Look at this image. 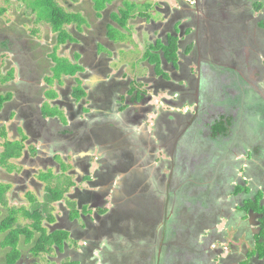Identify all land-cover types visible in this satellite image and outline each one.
Segmentation results:
<instances>
[{
  "label": "flooded vegetation",
  "instance_id": "flooded-vegetation-1",
  "mask_svg": "<svg viewBox=\"0 0 264 264\" xmlns=\"http://www.w3.org/2000/svg\"><path fill=\"white\" fill-rule=\"evenodd\" d=\"M186 1L179 0L176 2L174 8H170L169 4L165 2H159L161 5L159 6L157 3H153V1L149 0V2L147 1L142 5L146 7V9L144 8L143 10L144 12H142L143 15L138 13V15L135 17L132 16L128 20L127 29L121 28L118 23H114L111 20L113 14H119L120 9H122L124 5H121L117 13H112L115 7V1L102 11L101 18L96 16V10L94 9V14L91 13L94 19L90 21L89 18H87L90 27H84L82 31H78L75 26L73 28L65 27L70 39L68 38L64 43L59 44L58 38L55 37L53 42L47 43L49 48L45 47V50L46 57L49 60V62L47 60L49 65L47 66L48 68L50 67V69L43 73L42 78L39 77V79L41 78L40 81H38L40 84L33 81V77H35L34 72L39 68V64L35 62L36 60L28 59L31 58L30 54L33 50L32 47H34L36 43L39 45V42L33 38V32L30 33L32 36L29 35L26 36V38H24V36L22 37V34L18 35L15 31H13V34H0L1 48L10 55V58H8L10 63H14V67L9 69V71L13 70L14 76H11L9 80L2 83L0 87V93L5 95L4 101L0 100L2 101L0 103V138H7L10 141L19 140L22 141L23 145L21 157L15 159V169L12 165L13 169L9 171V179L7 180H10V182L5 183L6 185H10L9 191L14 188L12 195L15 197V193L18 189L27 195L30 188L33 187V189H35L34 192L37 194V191L43 190V185L34 179L35 175L40 171L39 168L42 166V168L46 170L43 163L56 165L53 161L46 162L43 160L40 162L34 159L37 157V154L36 157L31 154L34 142L38 144V147H41L40 145L42 143L40 156L51 157L54 153H59L61 157L65 158L63 163L73 166V169H75V166H78L84 171V175H75L76 181L77 179L79 180V187L76 189L74 188V194H70L68 198L70 202L73 203V206L65 208L64 205L61 204L62 207L60 206V208L64 212V218L59 221L60 225L56 226L71 232L72 237H69L73 242L68 243L64 240V248L63 250H58L57 255L56 253H54V255H42L53 264H57L56 261H58V264H61L64 263L63 260L66 259L65 261H71L73 258L76 261L79 259L78 261H80V263L78 264H98V262H100V264H119L121 261V264H146L148 256L150 260L153 259L152 252L151 255L148 253L149 249L152 248L148 246V244L155 243L154 240L156 238H154V234L156 225L159 222L165 224L167 215L172 217L171 220H173L174 215H178V213L176 214V212L171 210L170 205H168L166 201L164 203L163 200L157 201L154 195L146 192L144 189L145 184L141 177L137 179L136 163L139 162L140 164L141 162L139 158L132 156L128 151L131 132H135L136 128H140V130L137 129L139 131L136 133H138L137 137L139 141L144 140L142 146L146 147L148 145L147 138L149 137L146 133L147 126H145V122L148 120V116L151 113L147 112L144 108L137 109L135 106L134 108L132 106L134 103L139 104L146 99V91L144 90V92H141L138 90L134 100L129 98L127 109L124 105L119 106L117 104L120 98L123 100V97L132 91V81L130 80V75H128L130 78H127L125 72L117 74L116 71L111 68L112 63H110V61L112 59L108 57V54L115 49L121 47L129 49V47L127 48L122 44L125 43L126 40L115 41L110 37L107 22H111V26L116 28L117 31L121 30L125 32L124 30H130V20L136 17L140 20L138 26H136V34H141L140 32L142 31H150V39L156 47L159 43L169 42L170 39H175L177 43L180 42L181 46H185L186 51L188 47L191 46L192 49L189 54L182 53L181 55L188 60V64L193 62L192 55L197 54L198 51L196 63L198 62L197 68L199 77H203L205 82L209 80L210 85L217 76L219 77L225 72L224 70H227L226 72L229 73V76L236 75L244 88L242 90L245 97L244 103L246 105L244 113H248L249 115L251 112L252 117L256 116L254 120L257 128L250 133L243 131L247 135L243 134L242 131H238V129H236V132L234 131V125L236 123L239 125V119L237 120L234 118L232 120V117V125H229L230 133L228 135L220 134V137L225 140H232L233 138L238 140V147L234 148L235 152L239 155H237L238 158L241 159V157L248 156L246 160L242 158V162H246L245 167H247L243 169V175L236 176L235 179H237V181L234 183H229L227 182L228 179H224L226 186H224L225 188L223 187V189L219 188V184L223 182V178H220V175H223L220 174L221 172L218 173V171H215V174L213 172L209 173L210 177L216 182L214 186H211L209 184L212 182H207L206 167L197 169V171L203 175V183L198 186L199 190L201 192H205V190L209 192H205L207 194L206 198L209 199L210 202L208 208L203 212L196 213L195 208L193 209L191 206V209L188 208L187 211L184 212L186 217L182 218V220H185L188 224L181 222V226L187 228L185 232L176 230V234H174L173 237L171 231H162L159 235L160 240L156 243L159 246L160 252L166 253L170 259L178 255L176 259L173 260V263H175L176 260L179 259L178 264H217L216 262L219 260H222L221 263L223 262L221 256L224 255H228L225 264H264V256L261 258L260 254L255 256L256 254L251 252L255 249L256 240L262 241V246H264V71H261L264 70V41L260 39V35L264 34V28H260V23H264V16L261 18L254 17L255 11L258 12V15H262L260 11H264V0H253L255 2L252 0H221V3H223L222 6L216 4L210 5L211 2H209V0ZM152 4L158 6V13L164 18L161 22H149L152 16L151 13H153ZM255 4H258L260 8H256V10ZM146 5H149V7L147 8ZM245 9L248 13H246ZM81 11L85 12L83 10ZM226 12L230 13L228 17L231 18V21L226 23V28H229L231 25L238 28L242 20L245 26L249 23V32L252 31L253 33L252 36H250V40L247 36L248 34L245 35L241 32L239 37V33H237L236 37L238 40L234 44L236 48L230 49L226 46L225 51L232 52V50L238 48V45L240 47V45L243 44L250 47L251 51L254 53V60L251 62L256 67L251 74L258 73L254 76L256 79L254 85H252L238 70L232 68L229 70L226 69L228 68L226 67L227 64L218 66L220 64H216L213 59L210 60L211 62H208L206 61L209 60L207 57H202L205 55V53L200 50L203 42L201 44L200 41L199 44L196 38L200 37V32H203L204 29L207 42L213 40V34L212 37L207 35L205 24H207V26L210 24L212 27V31H208V34L213 33V28H216V26L219 27L220 25L222 26L221 21L227 17L225 16ZM87 15H89V12H87ZM109 15L111 18L108 17ZM21 24V31H25V25H23V22ZM201 24H203L204 27H201ZM176 26L181 27L183 30H190L191 28L192 36L187 37L186 42H178V34L175 32ZM238 30L240 29L238 28ZM170 32H172L176 38L170 36ZM52 33H54L53 30ZM36 34H38L37 31ZM28 37L35 40H32V42ZM243 37H245V40L249 43H244L242 41ZM23 40L27 44H29V41L32 43L27 45V48ZM168 42L167 44L169 45ZM157 53L160 54L161 51ZM50 56H52V58H50ZM231 56L232 55H228L229 58H231ZM55 58L69 61L76 67L78 71H76L75 76L62 75L60 79L55 77L53 72V69L56 67V63L54 62ZM225 60L228 61V59ZM218 61H221V58L218 59ZM162 63L164 71H173L178 75L179 72H183L181 68L182 62L180 64V69L179 67L175 69L172 64H167L164 60ZM149 65L151 66L150 63ZM86 68L91 71L89 74ZM153 68L155 69V67ZM207 70H209L210 73ZM133 71L134 69L131 73ZM189 73L191 75L188 79L190 83L187 82V84H185L186 86L184 85L185 87L183 83L181 85L179 83L177 84L176 88L179 90L178 94L180 95L178 99L182 98L184 92L187 91L189 97H193V99L197 98L195 107L197 111H200L202 107H206L202 99L201 87L203 81L200 82L197 76L198 79L196 82L198 85L195 87V90H193L194 82L191 79H195L196 75L192 70H189ZM107 75H109V78ZM87 77L91 79V82L85 84L83 80ZM47 79L50 82L51 79H53L52 85L44 81ZM119 79L121 80L120 82ZM41 81H43V84H41ZM162 81L163 79H160L157 83H161ZM79 82H81L80 88H78ZM261 84L262 90H258ZM174 85L176 84L174 83ZM197 87L199 89H197ZM35 89L37 90L35 91ZM122 90L127 93L123 94L121 92ZM96 93L101 94L102 99L100 98V101L111 108L110 111L112 114L114 113V116L107 118L106 115L97 116L94 114L95 118L88 113L85 115V110L95 104L94 100L91 101L92 104L90 100ZM138 93L141 97H139L140 100L137 101L136 96ZM255 96H259L262 100L255 104V100H257ZM251 99L252 101L250 102ZM241 108H243V106H241ZM47 109L50 111L49 113L44 112V110ZM59 109L65 112L64 116L67 121L63 122L62 117L52 113V111ZM166 113L168 114L169 112ZM171 113L170 115L172 116L169 117L170 121L178 115L174 112ZM163 115L164 114H161V119H163ZM221 115L225 114L216 112L212 120ZM81 116H85V118L83 121L79 122ZM116 116H119V118L122 117L123 120L119 119L117 122L115 120ZM235 116L238 117V115ZM188 117L190 118L189 121L194 119L190 123L192 125L197 115H188ZM99 118H103V121H96ZM8 130L11 131L10 138L8 137ZM24 135H28L26 139H23ZM240 135L242 136L240 137ZM184 136H186V134H184ZM215 137L218 138L219 136L217 135ZM238 137H240V140ZM247 141H252L256 146L250 148L246 143ZM180 144H176V149L179 148ZM195 145H197V143H195ZM118 147L124 148L117 149ZM37 149L38 148H35V152ZM248 149L252 150L250 156L247 153L249 151ZM262 152L263 154H261ZM82 153H84L85 156H81ZM55 154L52 156V159H55ZM223 155H225V152ZM223 155L221 154L218 157L221 158ZM48 159L51 160V158ZM77 161L78 165H76ZM19 168H21L20 171H18ZM239 168L240 169H237L236 172L241 171L242 167ZM73 169L69 171L70 175L72 174L71 171L77 173ZM17 180L18 185L16 184ZM133 180L137 181L136 186L139 187V191L142 193L141 198H138L135 192H133L132 195L127 191V194L125 193L127 186L133 182ZM165 183L168 184L169 182L163 179L162 184L165 185ZM175 184H177L176 181ZM185 184L178 187L176 185V187L184 189ZM198 187H193L196 193H198ZM95 188H97V190ZM172 188H174V186ZM211 189L212 191L210 193ZM143 194H145V197L142 200ZM259 196H262V198L260 199ZM250 201L251 204L254 205L255 211L250 210L252 211L250 216L251 221L247 222L245 219H242L241 211L246 212L244 208H246V204ZM74 203H76L77 206ZM122 207L126 208L123 212H121ZM74 210H80L78 213L79 216L71 218ZM137 210H139V213ZM168 211H170V213H168ZM210 213H212V215H210ZM214 213L223 214V219L220 221L214 220L212 218ZM136 214L139 217L144 216L142 223L137 222L140 228L132 227L134 216H137ZM148 215L153 217V219L150 220ZM223 221L228 223V229L232 228L234 231L232 235L234 239H237L235 241L238 245L231 246V243H228V235L226 234V236L224 235L222 237V244L224 243L222 246H224V248L217 250L216 245H211L209 253L204 254V245L202 247L198 243V238L200 236L199 232L202 230V227L206 226V231L208 230L210 237L207 240L203 238V240L211 244L213 241L218 240L217 235H215V227ZM85 223L94 231L87 232ZM208 223L209 225H215V227H209ZM177 224H179L178 221ZM46 225L47 230H50L49 233L55 232L52 230L55 227L50 223ZM125 233L129 235V237L125 236ZM82 234H84V236ZM76 235L83 237V240H76ZM126 238L130 239L128 243H131L130 245L132 247L134 243L138 241L146 244L143 250L141 248V251L134 248L138 252L136 257L134 256L135 261L131 260V257L127 259V256L118 250L121 241ZM242 238H245L244 241H246L243 245H241ZM84 239L88 241L91 240V242L87 243ZM189 242L196 245L195 254L187 257V259L181 258V254L178 253L179 246L191 248L189 247ZM79 247L85 248V255L87 257H85V255H76L75 251L80 250ZM214 247L216 249H214ZM94 250L98 253V258L93 257L92 252ZM29 255L31 254L23 256L22 253L17 264H23L25 259L28 260V263L33 262V264L40 261L32 255L33 258L31 259ZM35 259H37V261H35Z\"/></svg>",
  "mask_w": 264,
  "mask_h": 264
},
{
  "label": "rangeland",
  "instance_id": "rangeland-1",
  "mask_svg": "<svg viewBox=\"0 0 264 264\" xmlns=\"http://www.w3.org/2000/svg\"><path fill=\"white\" fill-rule=\"evenodd\" d=\"M54 1L57 2L61 7H63L67 13L78 14L84 19V21H82L80 24L72 23L70 26H66L67 28H73L75 26L78 31H82V28L90 27V23L87 20V18H89L90 21L94 19L92 17V14H94L95 12L94 11L95 5H96L95 0H80V1L79 0H72V1L71 0H54ZM104 1L105 0H99L98 5L103 6ZM123 1H129L131 3H135L137 7V11L135 12V15L133 17H135L136 15H138L139 12H142L144 10V6H142L143 4H145L147 1L149 2V0H119V1L117 0L115 2V7L113 8L112 13L118 12V10L121 8V5H123ZM150 1H153V3H157L159 6H161L159 2H165L166 4H169L170 8L172 7L174 8L176 2H178L179 0H150ZM185 1L186 0H184V2ZM69 2H72V3H69ZM209 2H211L210 5L212 4H216L218 6L223 5V3H221V0H209ZM162 7H163V4H162ZM0 8L6 9V13L3 15H0V34L2 33L13 34V31H15L16 33H18V35L22 34V37L24 36V38H26V36H29V35L32 36L30 33L33 32L34 30L38 32V34L33 35V38H35L39 42L38 43L39 45H37L36 43L35 46L32 47L33 50H32V53L30 54L31 58H28V59L36 60L35 62H38L39 64V68H37L36 71L34 72L35 77H33V81H35V83L40 84V82L38 81H40V79L42 78L43 73L47 72V70L50 69V67L48 68L49 65L47 63L48 59L46 57L45 47L49 48L47 43L53 42L54 38L57 37V34L52 33L51 26L45 21L38 22L36 14L32 13L31 10H28L25 5H22L17 0H0ZM152 8H153L152 9L153 13H151L152 16L150 17L151 19H149V22L151 21L161 22V20H163L164 18L161 16V14L158 13V9H157L158 6H154L152 4ZM256 8L259 9L260 6L258 4H255V9ZM81 10L85 12H82ZM87 12H89V15H87ZM260 12L262 13L261 16L258 15V12L255 11L254 17H258V18L263 17L264 11L261 10ZM100 13H102V11ZM246 13H248L247 10H246ZM117 15L119 14L118 13L113 14V18H115ZM225 16L227 17L221 21L222 26L224 27H222L221 25L219 27L216 26V28H213V33L211 34H208V31H212L211 30L212 27L210 26V24H208V26L207 24H205L207 35L212 37V34H213V40H211L210 42H207L206 40L207 36H205L204 29H203V32H200L201 34L200 37L196 38V40L199 41V44H200V41H201V44L203 42V45L201 46L200 50L204 52L205 55L202 57H207V59L209 60H206V61L208 62H211L210 60L213 59L216 64H220L218 66H223L224 64H227L226 67L228 68L226 69L229 70L232 68V69L238 70L252 85H254V83H256L255 82L256 79L254 78V76L258 73H255V74L253 73V75L251 74V72L254 71L256 67L251 62L254 60V53L251 51L250 47L242 43L243 45H240V47L238 45V48L232 50V52L225 51L226 46H228L230 49L236 48L234 44L238 40V38L236 37L237 33H239V37L241 35V32L245 35L248 34L247 36L250 40V36H252L253 33L252 31L249 32V29H248L249 23H247L248 25L245 26L244 22H242L241 20L238 25V28L241 31L238 30V28L233 27L232 25L229 28H226V23H229V21H231V18L228 17L230 16V13L226 12ZM22 22H23V25H25L24 26L25 31H21L22 26L20 27V25H22L21 24ZM139 22L140 20L138 17L130 20L129 22L130 30H124L125 32L121 30L117 31V29L114 28L113 26L109 27L108 30L110 32L113 31L115 35L117 33V37H119L118 40L120 41L126 40V42L122 44L125 45L127 48L129 47V49H125L123 47L115 49L114 51L108 54V57L112 59L111 68L114 71H116L117 74L125 72L127 74V78H130L128 76L130 75L131 76L130 80L132 81L131 88L136 87V89H134L133 92H130L129 94L125 95L123 97V100L121 98L118 100L117 104L119 106L124 105L125 108L126 107L128 108L127 105H128L129 98H132V100H134L135 94L138 90H140L141 92H144V90L146 91V99L139 104L134 103V105L132 106L133 108L135 106L137 109L144 108L147 112L151 113L148 116V120L145 122V126H147V130H148L147 133L150 134L149 138H147V143L153 145L154 150H151L150 148L147 149L142 146L144 144V140L139 141L137 137L138 133H136L140 130V128H137L139 130L136 129L135 132H131L128 147L130 150V154L132 153L133 155H135L136 158H139V161L141 162V168H142L141 169L142 170L141 179L143 180L145 184L144 189L146 190V192L150 193L151 195H154L155 200L157 201L163 200V203L166 201L167 204L169 205V202L170 200H172L171 198L174 197V194L177 193L178 191L180 192L178 188L176 187L172 188L173 186H175V180L172 179L171 177L172 169L170 168V164L173 161V159H171V155L176 150L177 143L178 144L181 143L178 148V152L179 150L184 151L183 156L177 153V157H178L177 161H178V170L180 171L179 178L181 180H185L186 184L184 185L183 192L180 193L178 197L176 195L174 197V201L177 200L179 208L184 209V210L181 212H178V215H174L173 220H171L172 217L170 215H167V220L165 224L162 222H159L156 225L155 234H154V238H156L154 240L155 243L148 244V246L152 247L151 249H149L148 253L149 255H151V252H152L153 259L150 260L149 256L146 259L147 260L146 264H178L179 259L176 260L175 263H173V260L176 259L178 255L170 259L166 253L160 252L159 246L156 243L158 242V240H160L159 235L162 233V231L163 232L165 230L166 232L171 231V235L173 237H174V234H176L175 233L176 230L183 231V232L186 231L187 228H183L180 224H177L178 220L186 217L184 213L186 212V208L191 209V206L195 207L196 204H198L196 206L201 207V210H199V212H203L205 209L208 208L209 204H208V201L206 200L207 194L205 192H201L198 187L200 186V184L203 183V179H202L203 175L200 172H198L194 166L190 168L192 164L198 163L196 156L201 160V164L211 165L213 168L211 172H213L214 174H215V171H218V173L221 172L220 174H223V175H220L221 179L222 178L223 179H235L236 176L243 175L242 173L244 171L243 169L247 168L245 167L246 162L243 163L242 160L243 159L246 160L248 156L241 157L240 159L238 158L239 155L235 152V149H234L238 147V140H235L234 138L232 140H225L224 138H221L220 136L217 138V137H214L213 134L210 132L212 130L210 125L213 123V120H212L213 115L216 114V112H219V114L224 113L228 117H232V120L234 118H236L237 120L239 119L238 123L241 126V128L236 123L234 125V131L236 132V129H238V131H242L243 134H246L245 132L250 133L255 128H257L255 124V120H254L256 116L252 117L251 112L249 113V115L248 113L246 114L244 113V110L246 109V105L244 103L245 97L242 92L244 88L242 84L240 83V80L238 79V77L236 75L229 76L228 75L229 73L226 72L227 70H224L225 72L222 73L219 77L217 76L215 80L211 83V85L209 86L207 85V82L203 80V77L199 79L203 81V84L201 87L202 99H203V103L206 105V107H202L200 111H197L195 107V104H197L196 103L197 98L193 99V98H189L187 95H184L181 98V100H179L178 99L179 90L176 87L178 83L180 85L183 83V86L187 84L188 79L191 77L189 70L194 71V74L196 75V77L197 76L199 77L198 68H197L198 62L196 63L198 51H197V54L192 55L193 62L189 64L187 63L188 60H186L183 56H181L182 48H180L179 41L186 42L187 37L192 36L191 28L190 30L188 29L183 30L181 27H178V26L175 27V32L176 34H178L177 39H179L178 40L179 43H177L179 45V50L177 49V52H176V57H178V62L176 65L180 69V64L182 62L181 68L183 72H179V75H178V74H175V72L173 71L172 72L164 71L165 75L161 73V74H158V77H155L154 72H153V69H154L153 67H155V64H151V66L149 65V57H151L153 54H156V56H159L160 59L162 60V55L159 53H155L158 47L156 48L153 41L150 39L151 38L150 31H147V32L142 31L140 32L141 34H136L137 32L136 26H138ZM201 27H204V25L201 24ZM260 28H264L263 22L260 23ZM151 30L155 31L154 29H151ZM170 36H174V34L170 32ZM28 38L31 41L35 40V39H32L31 37H28ZM174 38H176V36H174ZM260 39L264 41V34L260 35ZM242 41L244 43H249L245 40V37L242 38ZM23 42L25 43V46L28 48L27 45H29L33 41L32 42L29 41V44H27L24 40ZM183 50H186L185 46ZM146 53H148V55L150 56L147 57ZM228 55H232L231 58H229ZM8 58H10V55H8L5 52V50L1 48V45H0V87L2 83H5L6 80L10 79L8 78V77H11L10 74L14 76L13 70L9 71L10 68L14 67L13 66L14 63H10ZM50 58H52V56H50ZM220 58H221V61H218V59ZM225 59H228V61H226ZM260 65L262 66L261 63ZM263 65H264V59H263ZM161 68L163 69V65H161ZM133 69L134 71L131 73ZM207 71L210 73L209 70ZM261 71H264V70H261ZM126 74H123V75H126ZM39 77L41 78L39 79ZM196 77H195V80H197ZM160 79H163L162 81L163 83L162 82L157 83ZM191 80H194V79H191ZM44 81L52 85L53 79H51V82L48 79ZM174 83L176 85H174ZM41 84H43V81H41ZM167 84H173V85H167ZM197 85L198 84H196V86ZM260 86L261 87H259L258 90H262L261 89L262 84ZM80 87H81V82H79L78 84V88ZM197 89L199 88L197 87ZM36 90L37 89H35V91ZM121 92L123 94L127 93V92H123V90ZM255 97L257 98V100H255V104L259 103L262 100L259 96H255ZM4 98H5V95L3 93H0V100L4 101ZM251 101L252 99L250 100V102ZM241 106H243V108H241ZM88 111H90V108L85 110V115L88 113L89 115H92L93 117V114ZM44 112L49 113L50 111L47 109V110H44ZM166 112H169V113L167 114ZM171 112H174L176 115L177 114L178 115L177 117L173 116L174 119L170 121L169 117L172 116L170 115L172 114ZM52 113H55L58 116L62 117L63 122L67 121L66 117L64 116L65 112H63L61 109L52 111ZM161 114H164L163 119H161ZM195 114L197 115V117L195 121L193 122V124L191 125L190 124L191 120L189 121L190 118L188 117V115L194 116ZM235 115H238L239 118L236 117ZM119 119L123 120L122 117L120 118L118 116L115 117V120L117 122L119 121ZM96 121L102 122L103 118H99ZM133 130H134V127H133ZM21 132L23 133L22 130ZM10 134H11V131L8 130L9 138L11 137ZM184 134H186V136H184ZM27 136L24 135L23 139H26ZM241 136L242 135H240V137ZM240 137H238L239 140H240ZM4 139L0 138V154H2L5 148L4 144L7 138L5 140ZM160 140L162 144L160 143ZM185 142H189L191 145H193L194 146L193 149L191 148L189 144H186ZM16 143H19V145L23 147L22 141L16 140V142H14L13 144H15L16 146ZM195 143H197V145H195ZM246 143L250 148L251 147L253 148L254 146H256V144L252 143V141L250 142L247 141ZM33 144L34 146H33V151H31V154L35 155V157L37 154V157L34 159L40 162L43 160H45L46 162L53 161L57 166L52 165V164H44V166L46 167V170L43 169L42 166L39 168L40 171L38 172L37 175H35L34 179L37 182H39L41 185H43V190L37 191V194L34 192L35 189H33V187L30 188V191L28 192L27 195H25L23 192H21L20 189H18L15 193V197H13L12 195V192H14V188L8 191V193L6 194L7 204L6 205L0 204V211L2 213V217L0 218V220L3 219L4 216L8 214V211L13 210V209L15 210L23 209V210H28L31 212L40 210V212H42V215H43L44 226H47L46 224L50 223L53 227H55L54 229H52L53 231L60 232L62 235H64L65 240L68 243H71L73 242L72 239L70 238L72 237L71 232H69L67 229H64L62 227H56V226L60 225L59 221L62 218H64V212L60 208L61 204H63L65 208H69L73 206V203L70 202L68 198H69V195L73 193L74 188L76 189L79 187V182H78L79 180L77 179L76 181L74 176L69 174V171L72 170L74 167L63 163L65 158L61 157L59 153L57 154L54 153L56 155L55 159L54 158L52 159V156H54V154L51 155V157L44 158V156L42 155L40 156L42 143L40 145L41 147H38V144L35 142ZM35 148H38L36 152H35ZM248 150L249 151L247 153L250 156L252 150L251 149H248ZM149 152H153V154H150ZM224 152H225V155H223ZM221 154L223 156L219 158L218 156ZM239 154H240V151H239ZM261 154H263V152ZM252 157H253V154H252ZM48 158H51V160H49ZM182 161H184L185 163L186 172H188L187 170L190 168L189 176H187V174H185L183 171ZM15 162H16L15 160L10 161V163L13 164V166L15 165ZM239 167H242V169L239 173H237L236 170ZM144 168H145V171H144ZM14 169H15V166H14ZM20 170L21 168L18 169V171ZM206 172H207L206 174L208 177L210 172L208 171ZM8 174H9V170L0 165V184H5L6 182H10V180L9 181L7 180L9 179ZM163 179L169 183L167 185H163L162 184ZM208 180L209 179L207 178V182ZM16 184L18 185V180L16 181ZM177 184H179V181ZM193 187H198V194L195 192ZM188 188H189V192L187 193ZM95 189L97 190V188ZM131 191L135 192L138 198H141L142 193L139 191V187L135 186L134 189H131ZM50 193H52L55 196H59V197H57V199L51 198ZM30 200H33L34 203L33 204L30 203ZM74 204L77 206L76 203ZM244 209L247 212L246 208ZM176 210H177V207L175 206L173 208V212H176ZM137 211L139 213V210ZM79 212L80 210L78 211L74 210L72 212L73 216H71V218H76L77 216H79L78 215ZM195 212L197 213L198 211L195 210ZM246 212L241 211V217L242 219H245V221L249 222L251 221L250 216H251L252 211L247 212V213ZM168 213H170V211H168ZM210 215H212V213H210ZM223 216L224 215L221 213H214L212 218L216 221H220L221 219H223ZM17 217H18V222L16 226L30 227L31 223L33 222L32 220L27 219L23 215L22 212L18 213ZM137 217L138 215L134 216L135 222H136ZM143 217L144 216L139 217V218L142 220ZM148 217L150 220L153 219V217H151L150 215H148ZM183 222L185 221H182V223ZM135 226L136 225H132L133 228H135ZM209 227H215V225L211 224L209 225ZM227 227H228V223L224 221L221 224L216 225L215 235H217L218 240L213 241L211 244L208 243L207 241L204 242L203 238L207 240L210 237V234H208V230L206 231V226L202 227V230L199 232L200 236L198 238V243L202 247L204 245V249H203L205 251L204 254L209 253L210 251L209 248H211V245H216L217 250L224 248V246H222L224 245V243L222 244V237L224 235L226 236V234L228 235L227 237L228 243H231V246L238 245L236 244V241H235L237 239H234L232 235L234 231L232 230V228L228 229ZM49 231L48 232L46 231V232L49 233ZM87 232H88V229H87ZM82 235L84 236V234ZM37 236H38V233H36V237ZM125 236L129 237V235H127L126 233H125ZM75 238H77L76 240H79V241L83 240V237H80L79 235H76ZM244 239L245 238L241 239V245L246 243ZM21 240H24V237ZM129 241H130L129 238H126L123 241H121L118 247V250L122 252V254L127 256V259L131 257V260L135 261V257L138 253L136 250L141 251V248L143 250L146 244L141 241H138L137 243H134V246L132 247L130 245L131 243H128ZM22 242L23 241H21V243ZM195 246L196 245L191 242H189V247L191 248L179 246L178 253L181 254V258L187 259V257L194 255ZM23 247L25 248L23 249L24 250L23 256H27L28 254L31 253L29 250L31 245L27 246L26 243H24ZM261 247H262V241L256 240L255 249L251 252L256 253L255 256H257L260 254V251L262 250ZM216 248L214 247V249ZM79 249L80 250L75 251L76 255L77 256L85 255V248L79 247ZM50 255H54V254L50 252ZM56 255H57V251H56ZM29 256L31 259L33 258L31 255ZM4 257H5V252L2 251V248H0V264H3ZM85 257L87 256L85 255ZM221 258H223V262L221 263L222 260L221 261L219 260L216 262L217 264H225L226 262L225 260L228 258V255L221 256ZM37 259L40 261L35 262L34 264H53L52 262H50L48 259H46L42 255H39ZM37 259H35V261H37ZM65 260H63L64 263H65ZM78 260L76 261L74 258L71 259L73 263H80V261ZM121 262L119 264H121ZM24 263L33 264V262L28 263V260L26 259L24 260Z\"/></svg>",
  "mask_w": 264,
  "mask_h": 264
},
{
  "label": "trees",
  "instance_id": "trees-1",
  "mask_svg": "<svg viewBox=\"0 0 264 264\" xmlns=\"http://www.w3.org/2000/svg\"><path fill=\"white\" fill-rule=\"evenodd\" d=\"M17 1L21 3L22 5H25L26 8L28 10H31L32 13H35L37 16L38 22L45 21L51 26L53 32L57 34L59 44L64 43L66 39L68 38L70 39L69 34L65 30V27L67 25H71L72 23L80 24L82 21H84V19L78 14L67 13L64 10V8L61 7L54 0H17ZM95 1H96V5H95L96 16L98 18H101L100 12L105 10L106 7L110 6L117 0H105L103 2V6L98 5L99 0H95ZM123 5L124 7L120 9L119 15H117L115 18L112 17L111 20L114 23L115 22L118 23V25L121 28L127 29L128 20L132 16L135 15V12L137 11V7L135 3H131L127 1H124ZM146 6L147 8L149 7V5H146ZM144 8L146 9L145 6ZM142 12H139V13L143 15ZM5 13H6V9L0 8V15H3ZM33 34H36V31H33ZM109 35L115 41H117L119 38L117 37V33L115 35L113 31L110 32ZM168 43L169 45L167 44V42L159 43V45L157 46L158 48L156 47L157 49L155 53H157L158 51H161L160 54L162 55V60L160 59L159 56H156V54H153L151 57H149L150 55L146 53L147 57H149V63L155 64V73L157 75L161 73L165 75L164 68L163 69L161 68V65H163L162 63L163 60L167 64H172L174 68H178V66L176 65L178 62V57H176V52H177V49L179 50V45L177 44V41L175 39H170ZM191 49L192 47L189 46L185 53L189 54ZM54 62L56 63V67L53 70V72H54V76L57 77L58 79H60L62 75L75 76L76 71H78V69L74 67L69 61H66L64 59L62 60L59 58H55ZM10 76L12 75L10 74ZM187 82H189V80ZM193 82H194L193 90H195L197 82L195 79L193 80ZM134 89L135 88H133L131 92H133ZM192 92H195V91H192ZM187 93H188L187 91L184 92L183 96L187 95ZM178 96L180 95L178 94ZM187 96L189 97V95ZM139 97L141 96L138 93L136 96L137 101L140 100ZM189 98H193V97H189ZM179 100H181V98ZM1 102L2 101H0V103ZM192 120L194 119H191L190 122H192ZM230 124L232 125L231 117H228L227 115L218 116L213 120V123L210 125L212 129L210 132L213 134L214 137L217 135L220 136V134H229ZM14 142L7 139L4 144V147H5L4 151L2 152V154H0V165L2 167L7 168L9 171L13 169L12 168L13 164H11L10 161L20 158L22 155V150H23V147H21L19 143H16V146H15V144H13ZM160 143L162 144L161 141ZM179 154L183 156L184 151L179 150ZM176 156L177 154L175 155V158ZM196 158L199 160L197 156ZM193 165H195V167L199 166V164H193ZM173 166H174V162H171L170 168ZM182 184H185V180H181L180 185ZM165 185L167 184L165 183ZM176 185L177 187L179 186V184H175L174 187H176ZM9 189H10V185L0 184V204L1 205L7 204L6 194L8 193ZM182 190L183 189L180 188V193H182ZM50 196L51 198H55V199L59 197V196L53 195L52 193H50ZM259 198L261 199L262 196L261 197L259 196ZM30 203L33 204L34 201L30 200ZM169 205L171 206L173 205V203L170 201ZM246 210L255 211L254 205L251 204V201L246 204ZM21 212L27 219H30L33 221L30 227L16 226L18 222L17 214ZM1 217H2V213L0 211V218ZM179 221L182 222L185 220L181 219ZM183 223L188 224V222L186 221ZM135 227L140 228L137 225ZM46 231L48 232L46 226H44L43 224V215H42V212H40V210L31 212V211L23 210V209H20V210L13 209V210L8 211V214L4 216L3 219L0 220V235H1L0 236L1 238L0 248H2V251L5 252L3 264H17L22 256V253L24 251L23 249H25L23 247L24 243H26L27 246L31 245L29 249L31 252L30 254L35 258H37L39 255H43V254L50 255V252L54 254L58 250H63L64 248L63 242L65 240L64 235L56 231L51 232V233H47ZM36 233H38L37 237H36ZM23 237H24V240H21ZM263 238H264V232H263ZM21 241L23 242L21 243ZM261 248L262 250L260 251V257L263 258L264 246H262ZM253 254H256V253H253ZM64 264H78V263H73L67 260L65 261Z\"/></svg>",
  "mask_w": 264,
  "mask_h": 264
},
{
  "label": "crops",
  "instance_id": "crops-1",
  "mask_svg": "<svg viewBox=\"0 0 264 264\" xmlns=\"http://www.w3.org/2000/svg\"><path fill=\"white\" fill-rule=\"evenodd\" d=\"M109 18H111V16L109 15L108 16ZM111 22H107V26H108V28L111 26ZM110 63H112V60L110 61ZM109 63V64H110ZM111 69V68H110ZM86 70L88 71L87 73L89 74V72H91L88 68H86ZM155 71V69H153V72ZM108 76V78H109V75H107ZM154 76L155 77H158V75L155 73L154 74ZM83 81H85V84H88V83H90L91 82V79H89L88 77L87 78H85ZM121 80L119 79V82H120ZM83 84H84V82H83ZM98 96H99V98H98ZM42 97V96H41ZM98 98V100L96 101V99ZM100 98L102 99V96H101V94L100 93H96V94H94L93 96H92V99L90 100V103L92 104V100H94L95 101V104H93V106H91L90 107V113H92L93 114V116L95 117V115H97V116H103V115H106V117L107 118H109L110 116H114V113L112 114L111 113V111H110V107L109 106H107L105 103H103L102 101H100ZM40 105V104H39ZM115 109V108H114ZM95 114V115H94ZM119 117V116H118ZM84 118H85V116H81L80 118H79V122L80 121H83L84 120ZM96 118V117H95ZM146 128V127H145ZM137 129V128H136ZM147 128H146V133H147ZM148 134V133H147ZM150 136V134H148V137ZM188 144L190 145V143L188 142ZM122 148H124V147H118V149H122ZM145 148H150L151 150H154V147H153V145H151V144H148ZM188 148H190V147H188ZM191 148L193 149V145L191 146ZM126 149V148H125ZM128 149V148H127ZM178 150V149H177ZM128 151H129V153H130V150L128 149ZM178 152H173L172 153V157L175 159V155L177 154ZM150 154H153V152H150ZM131 155L132 156H135V155H133L132 153H131ZM81 156H85V154L84 153H82L81 154ZM47 157H49V156H47ZM45 158V157H44ZM45 163H43V165H44ZM75 165V164H74ZM76 165H78V161L76 162ZM138 165H139V162L138 163H136V166L138 167ZM203 165V164H202ZM56 166V165H55ZM192 166H194L193 164L190 166V168L192 167ZM206 166V171H208V172H211L212 171V166L211 165H205ZM241 166V165H240ZM136 167V168H137ZM190 168L187 170L188 172H186L187 174H188V176H189V174H190ZM240 168H238V170H239ZM73 170H75L77 173H73V171H71L72 172V174L71 175H73L74 176V178H76L75 177V175H79V174H81V175H84V171H82L78 166H75V169H73ZM175 171V172H174ZM191 171H192V169H191ZM179 171L178 170H176V165H174L173 166V168H172V174H171V177H172V179H174L175 181H177V183H178V181H179V186H180V181H181V179L179 178V175H180V173H178ZM238 172H240V171H237V173ZM208 182H212L211 184H209V185H211V186H214L215 184H216V182H214V180L212 179V177H210V175L208 176ZM235 181H237V179H228L227 180V182H229V183H234ZM220 185V187L219 188H223L224 186H226V184L225 183H223V184H219ZM126 208H124V207H122L121 208V212H123V210H125ZM87 223H85V226L87 227ZM87 229H88V231H94V230H92L90 227H89V225H88V227H87ZM89 236H90V234H89ZM84 241L85 242H87V243H90L91 242V240H87V239H84ZM96 250V249H95ZM93 251L92 252V255H93V257L95 258V257H97L98 256V253L96 252V251ZM57 263H58V261H56ZM98 264H100V262H98Z\"/></svg>",
  "mask_w": 264,
  "mask_h": 264
},
{
  "label": "clouds",
  "instance_id": "clouds-1",
  "mask_svg": "<svg viewBox=\"0 0 264 264\" xmlns=\"http://www.w3.org/2000/svg\"><path fill=\"white\" fill-rule=\"evenodd\" d=\"M180 48H182V53H184L185 54V52H186V50H183L184 49V46H181L180 45ZM181 53V54H182ZM155 74V73H154ZM197 79H198V77H197ZM207 85L209 86L210 85V81L208 80L207 81ZM161 141V140H160ZM186 143V142H185ZM187 144H188V142H187ZM190 146H192L191 144H190ZM194 147V146H193ZM194 151V150H193ZM175 152H178V150L176 149L175 150ZM179 153V152H178ZM178 157L176 156V158L174 159L173 157H172V155H171V159H173V161L172 162H174V165H176V170H178V159H177ZM197 164H199V166L198 167H195V165H194V167H195V169L197 170V169H199V168H201V167H206L205 165H202L201 164V160L199 159H197ZM182 163H183V171H184V173L186 174V171H185V163H184V161H182ZM139 166H141V163L139 164ZM173 167H171V169H172ZM179 171V170H178ZM179 173H180V171H179ZM223 180V182L222 183H225V181H224V179H222ZM175 188V187H174ZM225 188V187H224ZM223 188V189H224ZM182 189V188H181ZM213 189V188H212ZM212 189L210 190V193H211V191H212ZM178 190H180V187L178 188ZM188 191H187V193L189 192V188L187 189ZM182 192H183V190H182ZM205 192L206 193H209L208 191H206L205 190ZM179 194H180V192L178 191L177 193H175L174 195H176L177 197L179 196ZM198 194V193H197ZM172 200H170L172 203H173V205H171L170 206V208H171V210L173 211V208L176 206L177 207V210H176V213H178V212H181V211H183L184 209H181V208H179V205H178V202H177V200H175L174 201V197L173 198H171ZM206 200L208 201V204L210 203L209 202V199H207L206 198ZM175 202H176V205H175ZM196 205H198V204H196ZM195 205V207H192L193 209L195 208V210H197L198 212H199V210H201V207H198V206H196ZM187 209L188 208H186V211H187ZM205 211V210H204ZM182 219V218H181ZM180 219V220H181ZM137 222H139V223H142V220L139 218V216L137 217V219H136V222H135V219L133 220V225L134 224H136L137 226H139V224L137 223ZM178 222H179V224L181 225V221H179L178 220ZM137 228V227H136ZM57 254H58V252H57ZM62 264V263H61Z\"/></svg>",
  "mask_w": 264,
  "mask_h": 264
},
{
  "label": "water",
  "instance_id": "water-1",
  "mask_svg": "<svg viewBox=\"0 0 264 264\" xmlns=\"http://www.w3.org/2000/svg\"><path fill=\"white\" fill-rule=\"evenodd\" d=\"M199 79H201L200 77H199ZM200 82H201V80H199ZM142 168H140V166L138 167V168H136V171H137V179L138 178H140L141 177V175H142V170H141ZM145 169V168H144ZM145 171V170H144ZM143 177V176H142ZM136 183H137V181H134L133 180V182H131L128 186H127V190H125V193H126V191L129 193V194H133V192L131 191V189H134V187L136 186ZM127 194V193H126ZM142 195V194H141ZM144 197H145V194H143V198H142V200L144 199ZM140 200V199H139ZM175 205H176V202H175ZM58 252V251H57Z\"/></svg>",
  "mask_w": 264,
  "mask_h": 264
}]
</instances>
